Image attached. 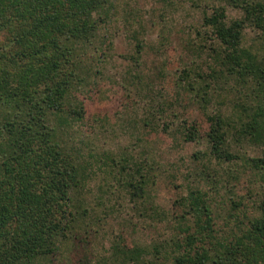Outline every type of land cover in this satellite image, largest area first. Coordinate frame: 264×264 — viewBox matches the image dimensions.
Returning <instances> with one entry per match:
<instances>
[{"label":"rangeland","instance_id":"rangeland-1","mask_svg":"<svg viewBox=\"0 0 264 264\" xmlns=\"http://www.w3.org/2000/svg\"><path fill=\"white\" fill-rule=\"evenodd\" d=\"M109 1L95 14L92 42L80 51L83 118L58 127L64 149L82 166L81 182L71 191L75 219L58 249L35 264H110L119 255L116 243L144 246L141 264H161L168 260L167 244L182 233L179 200L194 185L211 193L220 232L232 225L224 224L229 198L242 199L239 211H256V172L242 158L211 156L203 136L187 140L183 134L184 124L207 128L206 113L219 110L237 127H230L231 148L241 156L260 151L236 132L240 112L233 105L246 82L226 71L216 80L209 75L212 66L220 67L213 49L219 43L203 16L223 5L229 18L241 17V8L231 0ZM243 31V45L261 46L257 30ZM132 161L152 167L139 199L130 198L119 169ZM210 176L219 181L217 189L210 188Z\"/></svg>","mask_w":264,"mask_h":264},{"label":"trees","instance_id":"trees-1","mask_svg":"<svg viewBox=\"0 0 264 264\" xmlns=\"http://www.w3.org/2000/svg\"><path fill=\"white\" fill-rule=\"evenodd\" d=\"M108 2L0 0V264H35L70 234L75 219L71 191L83 173L76 154L58 138V127L83 118L84 103L77 95L84 80L80 51L92 42L98 27L95 14ZM231 2L241 8V17L229 18L223 5L203 16L219 43L213 49L220 67L212 66L209 75L216 80L226 71L246 82L247 91L234 100L240 112L236 132L260 151L244 156L235 152L229 137L230 127H237L219 110L206 113L207 128L188 123L183 134L187 140L203 136L211 156L242 158L256 172L261 180L256 211L240 212L242 199L229 198L224 224L232 225L220 232L211 193L191 186L179 200L182 233L167 244L168 260L161 264H264V2ZM246 26L257 30L260 47L242 44ZM186 76L183 68L180 78ZM151 168L137 161L120 165L130 198L146 195ZM206 180L217 189V179ZM113 249L119 255L110 264H141L148 250L120 243Z\"/></svg>","mask_w":264,"mask_h":264}]
</instances>
